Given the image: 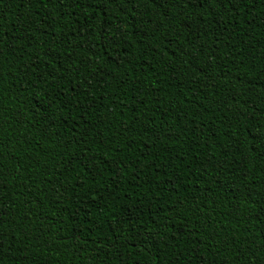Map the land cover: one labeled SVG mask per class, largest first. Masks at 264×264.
Masks as SVG:
<instances>
[{"label":"trees","instance_id":"16d2710c","mask_svg":"<svg viewBox=\"0 0 264 264\" xmlns=\"http://www.w3.org/2000/svg\"><path fill=\"white\" fill-rule=\"evenodd\" d=\"M0 264H264V0H0Z\"/></svg>","mask_w":264,"mask_h":264}]
</instances>
